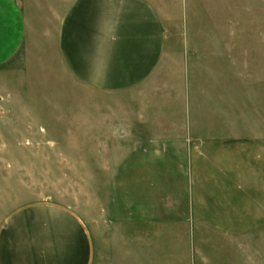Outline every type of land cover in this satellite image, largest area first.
Masks as SVG:
<instances>
[{"label": "crops", "instance_id": "0c3cea01", "mask_svg": "<svg viewBox=\"0 0 264 264\" xmlns=\"http://www.w3.org/2000/svg\"><path fill=\"white\" fill-rule=\"evenodd\" d=\"M55 2L0 0V66L19 53L59 61L104 92L149 87L160 71L168 93L130 111L143 167L123 181L136 184L91 223L55 201L18 207L0 228V264H233V213L244 206L246 221L249 197H264V0H177L176 34L168 0ZM169 107L173 125L157 118Z\"/></svg>", "mask_w": 264, "mask_h": 264}, {"label": "rangeland", "instance_id": "374dc122", "mask_svg": "<svg viewBox=\"0 0 264 264\" xmlns=\"http://www.w3.org/2000/svg\"><path fill=\"white\" fill-rule=\"evenodd\" d=\"M69 1L56 0L55 6L66 12ZM153 1L160 8L161 0ZM176 4L168 0L164 16L169 34L184 28ZM53 66H33L23 53L0 66V228L12 211L37 201L59 202L90 223L97 220L115 191L136 184L123 179L143 167L135 164L143 150L129 147L125 133L130 111H143L145 97L150 105L168 93L160 71L149 87L104 92L76 81L61 62ZM173 99L176 104V94ZM164 112L172 117L159 109L157 118L173 125L176 107ZM244 208L233 213V227L226 230L233 239V264H264V197H249L246 221Z\"/></svg>", "mask_w": 264, "mask_h": 264}]
</instances>
